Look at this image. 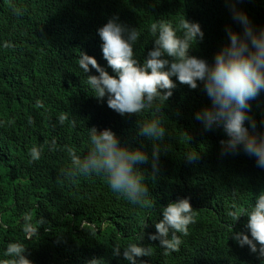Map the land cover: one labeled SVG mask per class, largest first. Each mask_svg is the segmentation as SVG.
<instances>
[{
	"label": "trees",
	"instance_id": "16d2710c",
	"mask_svg": "<svg viewBox=\"0 0 264 264\" xmlns=\"http://www.w3.org/2000/svg\"><path fill=\"white\" fill-rule=\"evenodd\" d=\"M237 6L257 29L264 26V0H239ZM111 18L140 32L134 44L140 62L153 47L149 26L155 21L198 22L204 38L190 54L209 64L230 43L228 28L242 34L225 0H0V262L19 259L4 255L18 243L32 264H133L124 251L136 243L152 254L135 257V264H264L259 248L252 253L233 239L237 232L250 236L247 217L228 215L255 203L264 191V168L254 175L255 158L242 150L220 154L222 127L205 131L196 120L197 110L210 105L202 103L203 84L193 90L177 81L168 100L157 98L124 115L88 86L77 63L80 52L115 75L97 31ZM248 113L255 115L256 131L264 132V92L250 101ZM152 120L164 128L163 138L143 134ZM105 128L119 144L147 154L146 163L134 165L147 187L136 201L113 191L107 173L91 166L93 129L99 134ZM154 149L161 156L155 168ZM190 151L199 153L194 163L185 158ZM182 198L193 207L194 223L187 235L177 233L179 250L165 254L149 235L163 207ZM26 220L37 228L31 238Z\"/></svg>",
	"mask_w": 264,
	"mask_h": 264
},
{
	"label": "clouds",
	"instance_id": "9594fccd",
	"mask_svg": "<svg viewBox=\"0 0 264 264\" xmlns=\"http://www.w3.org/2000/svg\"><path fill=\"white\" fill-rule=\"evenodd\" d=\"M239 0H225L232 19L242 26V34L228 28L230 43L215 53L213 63L190 54V49L202 41L204 32L198 22L183 18L177 25L164 20L152 22L149 31L154 37L153 47L147 57L140 62L134 54V44L140 37L135 28L129 29L118 22V18L109 19L98 28L102 41V55L107 66L115 75L109 74L94 56L80 52L78 66L87 75V84L97 99L107 97V106L124 115L139 113L159 98L166 101L173 95V89L180 84L197 89L203 84L207 95H201L202 103H210L197 110L196 120L205 131L213 126L222 127L226 134L220 140L222 156L243 151L254 157V175L264 168V132L256 131V122L248 113L250 101L264 92V26L257 27L247 12L238 7ZM182 33V35H181ZM202 51V50H201ZM197 51V52H201ZM95 69L96 74H89ZM173 77L176 79L173 80ZM147 101V104H146ZM64 117H61L63 120ZM245 121L249 126H245ZM251 129V130H250ZM144 135L161 139L165 130L158 120L147 122L142 129ZM93 152L89 157L93 169H103L107 173L109 187L113 191H123L131 200L147 193V187L141 183V176L134 168L135 164L146 163L147 154L139 149L130 150L119 144L115 132L105 128L99 134L93 129ZM33 159H39V152L31 150ZM158 151L153 150V167L158 162ZM199 157L197 152H188L185 156L189 163ZM78 162V158H74ZM87 163L85 167H87ZM233 220L241 215L247 217L245 227L250 232L235 233L233 239L239 246L248 245L252 253L259 248V256L264 258V191H261L255 203L245 211L229 212ZM194 223L193 207L189 199L182 198L167 204L162 209V219L155 224L156 233L149 239H159L165 254L178 251L181 240L177 233L187 235L189 224ZM172 232L168 239L169 231ZM37 231L34 224L24 223L26 238ZM23 245L10 243L4 252L7 257H19L0 262V264H32L24 253ZM118 251V250H117ZM151 248L131 243L124 251L125 259L135 264V257L150 256ZM90 264H96L93 260Z\"/></svg>",
	"mask_w": 264,
	"mask_h": 264
},
{
	"label": "bare ground",
	"instance_id": "6f19581e",
	"mask_svg": "<svg viewBox=\"0 0 264 264\" xmlns=\"http://www.w3.org/2000/svg\"><path fill=\"white\" fill-rule=\"evenodd\" d=\"M140 20H141V19H140ZM90 74H91V73H90ZM92 74H94V73H93V70H92ZM218 147H219V146H218ZM219 148H220V147H219ZM184 153H185V151H184ZM248 159H249V158H248ZM225 222H226V221H225Z\"/></svg>",
	"mask_w": 264,
	"mask_h": 264
}]
</instances>
